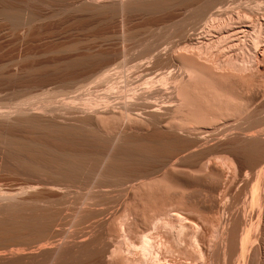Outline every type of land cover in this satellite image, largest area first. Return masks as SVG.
<instances>
[{
    "label": "bare ground",
    "instance_id": "6f19581e",
    "mask_svg": "<svg viewBox=\"0 0 264 264\" xmlns=\"http://www.w3.org/2000/svg\"><path fill=\"white\" fill-rule=\"evenodd\" d=\"M248 1L207 16L228 0H0V21L25 29L2 48L18 55L0 74L14 98L0 100V264H264V166L250 179L238 162L264 158V0ZM181 6L191 13L167 25L181 43L156 51L142 40L137 53L124 48L131 61L77 41L39 64V49L14 46L59 15L109 21ZM51 79L60 85L45 87ZM217 123L219 136L242 138L198 152L200 130ZM184 146L189 156L172 160ZM108 186L127 190L117 208Z\"/></svg>",
    "mask_w": 264,
    "mask_h": 264
},
{
    "label": "rangeland",
    "instance_id": "374dc122",
    "mask_svg": "<svg viewBox=\"0 0 264 264\" xmlns=\"http://www.w3.org/2000/svg\"><path fill=\"white\" fill-rule=\"evenodd\" d=\"M100 1H102V0H100ZM105 1L110 2V1H113V0H105ZM243 1H245V2H243ZM260 1H262V0H260ZM228 2H229L228 5H226L227 7L226 6H223V4H220L223 7L220 6V5H217V6L213 7V8H211L209 10V12L207 13V16H208V14L210 12L213 13V11L214 12H220V10L222 8L225 9V10H228L230 8L229 10H231L232 7L234 8V7H237V6H239V7L241 6L243 8V6H245L246 4L247 5L249 4V3H247V0H240L239 5H238V2L239 1L236 3V1L233 0V3L235 2V4H237V5L234 4L235 6L232 5L233 3H230L231 0H228ZM248 2L251 3L252 0H249ZM244 3H245V5H244ZM229 4L232 5V6H230ZM218 7H219V11H216L218 9ZM226 8H228V9H226ZM39 10H40L41 13L44 11L43 14H46L45 12H47V11L51 12L52 11V8H48L46 6H39ZM189 11H191V10L186 9L185 7L181 6V7H175V8L169 9V10H165V11L159 12V13H154V14H142V13L140 14L139 13V14H135V15H132V16L130 15L127 18L124 17L123 19H119V20L116 19V20H109V21H107V20L106 21H100L97 18L95 19V17H92V18H89V17H86V18L84 17L83 18L82 17V18H79V19H74L73 16H79V15H75V14H71L72 16H67V15L60 16L59 15V16H56L55 18L52 17L51 20H49V19L48 20L45 19V21L42 20V21H40L41 23L39 21H37L38 23L35 24L34 26H32L33 27V28L31 27L32 29L30 28V30L27 33L25 39L22 42H20V43L18 42V44H14V46L15 47H18L19 44L21 46H19L18 48H21L23 46L24 47L26 46L27 47L26 49L28 51L30 49H39V50H37V54L40 55V58H37V62L39 61L38 62L39 64L51 60L53 58V55H51L52 53H54L55 56L58 57V55H60L61 53L58 52L57 49L59 50L60 48L66 46V45H68L70 43L77 42V41H80V43L78 44V45H80L79 48H83V46H84V48L85 47H88V48H91V49H96V48L97 49H100L101 48V49H104V50L106 49L108 52L111 53L110 55H112V56H110V58H111V61L113 62V64L116 63V62H119V60L121 61V59H122V61H125L126 59H127V61L128 60L131 61L130 59H134V58L133 57L130 58L129 55H128V57L130 59H128V58L125 59V57H126V56H124L125 49L127 51L130 49L131 52L133 51V53H135V52L137 53V50L138 49H139V51L142 49V47H141L142 45L141 44H143V41H145L147 44H148V42H150V43L155 42V44L157 45V47L155 49L156 51H158L160 49L163 50L166 47H170L171 44L174 45V46L176 44H180L183 38L181 39L180 36H179V34L176 31H175L176 32L175 33L173 31V29H170L169 28L170 31L172 30L171 33H169L170 31L168 30V26L167 25L171 26L172 23H174L176 21H179V20L185 19L191 13ZM49 12H47V13H49ZM124 19H125V21L123 22ZM203 21L204 20H201V21H198V22H190L189 25L187 26V29H188L187 30V36H190V38H192L194 36H195L194 38H196L197 36H199V34L202 33L201 28L203 30V23H202ZM8 27H9V25H8L7 22L0 21V46H1L0 49L7 48V45L9 44L8 41H12L15 38L20 37L22 35V33L25 31L24 28H20V29H17L15 32H11ZM126 32L127 33L134 32V33H133V36H131L132 35L131 33L127 34ZM120 34H121L122 37L120 36ZM123 34H125V35H123ZM105 36H107V37H106V39L103 40L102 37H105ZM124 36H125V38H124ZM130 36H131V38H130ZM127 37H129V38H127ZM88 40H89V42H88ZM145 42H144V44H145ZM21 43H23V44H21ZM144 44H143V46H144ZM134 45H137V46H134ZM18 48H15V49H18ZM28 48H30V49H28ZM156 51H154V52H156ZM0 52H1L0 53V64L2 65V66L0 65V68L3 67L2 69H4V70H1L0 69V74L6 75L9 72H11L12 70H14L13 68L15 67V63L14 62H11V63H14V65H12L13 66L12 67L10 65L11 63L9 64L8 62H10V60L12 58H15L18 55V53H16L17 51H15L16 54L13 52L14 54L12 53L13 54V56H12V54H6L3 51V49L0 50ZM2 52H4L5 55ZM55 52L56 53H59V54L56 55ZM115 52H117V53H115ZM43 53L44 54L47 53L48 55L46 54L45 57H44ZM113 54L117 55V57H114L115 55H113ZM38 55H37V57H38ZM135 55H138V54H134L133 56H135ZM8 56H10V57H8ZM112 57H114V58H112ZM48 58H50V59H48ZM35 59L32 58V57L26 58V59L22 60L23 62L22 63L20 62L21 64L19 63V65L24 66L26 64L32 63ZM3 63H4L5 66H8L7 64H9L8 68L5 67L3 65ZM10 67H12V68H10ZM7 70H9V71H7ZM4 81L5 80H0V98L2 97V99H0V100H2V101L5 100L6 101V98L8 97L7 98V101H8V100H10L13 97L12 94H11V93H13V88H12L13 85L12 84L11 85L8 84L6 81H5L6 83H3ZM57 81L58 80H55V79L48 80L47 81V84H45L46 82L44 83L45 84L44 86L45 87H51V88L53 86L55 88L58 85H60V84H58L60 82L59 81L57 82ZM1 83H3V84L1 85ZM70 88H72V87L69 86V89ZM72 89H74V88H72ZM13 99H11V100H13ZM10 101H8V102H10ZM61 119H62V117H61ZM216 126L213 125V127L212 126H209L206 129H203L206 132L208 131L207 129H209V131L210 130H213V131L215 130L214 132L211 131L212 132L211 133V136L209 135V131H208V134L204 131L205 132V135H204V134H202L203 133V130L202 129L200 130V131H202V132H200L202 134V135L200 134V138H202V140H200V143H201L200 144L199 143V139L197 138V140H198V142H197L198 145L197 146L201 145L200 147L197 148L198 149V152H199V149L201 151H204L205 149H207L208 146L210 148L211 145H212L211 147H216L217 146L216 148H225V147H228L229 145L233 144L234 142H237V140H239V139L242 138L241 133L234 132V131L232 132L231 131V133L230 132H226V134H227L226 137H227L228 140L223 135H220L221 138H222L221 139L220 136H219V133L224 131V127L222 125H220L219 123H217ZM198 131H195V132L197 133ZM206 134H207V136H206ZM234 134L236 136H233ZM203 137H204L205 140L206 139L207 140H210L211 139V140L208 141V143H207V140L204 141ZM232 139H234V140H232ZM216 140H217V143L215 142ZM202 141L203 142H206L207 144L202 146V144H205ZM214 145H216V146H214ZM184 147L183 148L187 150V146H184ZM196 147H195V149H196ZM183 148H181V153H179L177 156L175 155L173 157L174 159L172 158V160H181V159L184 160L183 158L185 157V155L190 154V151L189 150H187V151L184 150V152H182L183 151ZM196 153H197V151H196ZM188 156H186V157H188ZM238 162H241V163H239V166H240V169L241 170H243V171L248 170L250 172V179H252V177L254 175V171H255V169H256V167L258 165L264 166V158H261V159L257 160L256 162H254L252 164H247L246 162L242 161L241 159H238ZM77 188H75V189L72 188L71 189L72 191L70 193V196H71V194L73 193L74 190H77ZM106 188L110 190V193L109 194L111 195V197H110L109 200H111V201L108 200L109 203H112V202L114 204L117 203L115 205L112 204V206L113 205L115 206L114 208H117L119 206L118 204H121L122 203L120 201L119 197L121 196V194L122 195H125L127 190H124L123 188H122V190H124V191H121V188L120 189L119 188H116V190H115V187H114V189L111 190V188H113V186L111 188H110V186H108V187H105L104 189H106ZM85 189L86 188H82V189H79L77 191H79L80 194H81V191H83V193H84L87 190V189L86 190ZM77 191H74L75 193H73L76 196H74L72 194V196L74 198L77 197V195L79 194ZM111 191L112 192L113 191H116V194H117V191H120V192H118V195H116L114 197L113 195L115 194V192L113 194ZM241 191H243V195L239 196L240 197V200L246 198V200L241 201V203L242 202L244 203V201H245V203H246L245 205H247L248 202H246V201H248L247 199H249V194H246V191L247 190H245V189L243 190V187H242V190ZM123 192H125V193H123ZM240 194H241V192H240ZM70 196H68V198ZM126 196H127V194L125 195V197ZM242 196L244 198H242ZM116 197L119 200L116 199ZM125 197L122 196L120 198H122L121 200L123 201V199ZM72 198H70L68 200L66 199V201H68V202H69V200H71V202H70L71 205H72V202L74 201V198L73 199ZM114 198H115V201H114ZM112 199H113V201H112ZM116 200L118 202H116ZM66 201H65V206L63 204H61L65 208L69 206V205H67L69 203H67ZM108 201H107V203H108ZM61 205H60V208L61 209H64V207L62 206L63 207L62 208ZM109 205L111 206V204H109ZM69 209H70V207L68 209L66 208V210L68 212H69ZM64 210H63V213L64 214H67L68 212L66 213V211H64Z\"/></svg>",
    "mask_w": 264,
    "mask_h": 264
}]
</instances>
